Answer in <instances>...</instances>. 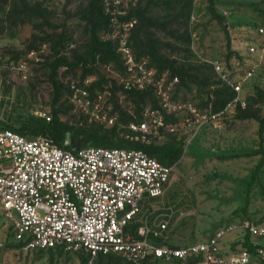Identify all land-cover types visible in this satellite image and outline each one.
I'll use <instances>...</instances> for the list:
<instances>
[{
	"label": "built area",
	"instance_id": "built-area-1",
	"mask_svg": "<svg viewBox=\"0 0 264 264\" xmlns=\"http://www.w3.org/2000/svg\"><path fill=\"white\" fill-rule=\"evenodd\" d=\"M121 3L105 0L111 29L104 39L117 44L125 70L123 88L151 90L158 100L157 108L143 109L141 122L126 126L129 138L151 144L169 134L183 136L187 143L201 127H221L236 112L248 108L245 81L253 70L237 77L232 67L219 60L211 62L217 81L235 94L222 110L177 101L179 78L136 57L130 39L137 19H124L129 11H119ZM9 59L0 58L4 64L17 66L24 80L28 62L40 60L35 51L17 63ZM95 81L96 77L72 81L69 100L90 121L113 127L118 115L108 105L109 93L92 86ZM10 110L0 97V204L14 228V240L24 250L79 253L87 264H98L109 255L130 264H264V214L221 229L209 241L173 242L179 239L178 227L186 214L174 206H157L171 185L173 167L143 150L87 146L72 151L66 149L69 137L64 147L45 135H23L7 127L4 112ZM169 117L179 121L169 122ZM233 232L240 234L239 245L226 248L223 240ZM247 237L253 250L243 246Z\"/></svg>",
	"mask_w": 264,
	"mask_h": 264
},
{
	"label": "rangeland",
	"instance_id": "rangeland-1",
	"mask_svg": "<svg viewBox=\"0 0 264 264\" xmlns=\"http://www.w3.org/2000/svg\"><path fill=\"white\" fill-rule=\"evenodd\" d=\"M90 0H0V58L10 51H25L34 36L51 34L53 29L43 23L41 13L49 16L51 22L58 26L59 32L66 30L72 35L60 56L75 60L84 54L89 46L90 34L87 22L77 13L85 8ZM118 8L128 12L139 5H147L148 0H121ZM217 12L224 18L218 21L213 18L209 8V0H194L193 8L186 25L182 28L191 35V45L172 37L166 31L154 32L163 43L170 44L164 48V54L192 68L199 65L212 66V61H222L235 70L237 77H245L247 71L253 75L245 81V95L249 102L248 108L258 110L264 116V102L251 100L258 87L264 91V0H217ZM148 15L164 19L169 9L164 4L149 5ZM105 31L101 36L105 38ZM228 36L231 38V49L238 55L227 59ZM179 46L183 51L175 48ZM251 47L256 52L250 51ZM188 48V51L185 49ZM187 50V49H186ZM39 62H28V78L24 80L17 66L4 64L0 60V97L11 108L4 112L8 124L20 128L31 118L52 116L51 100L53 89L48 80L49 68L45 65L55 56L47 43L36 51ZM10 58V57H6ZM104 73L117 77L112 67H103ZM211 68L209 67V73ZM80 70L62 80L80 78ZM215 86L219 85L217 76L211 72ZM221 84V83H220ZM176 100L202 104L206 93L199 85L176 89ZM119 103L129 114L133 108L123 97ZM73 109L68 115L62 116L73 126H99L111 128L85 116L70 100L67 104ZM114 109L113 103L108 104ZM112 112V111H111ZM238 112L230 117L221 127L204 126L185 144V152L179 163L173 166L171 185L168 187L163 202L157 206H174L186 216L182 219L178 230V244H191L209 241L218 231L244 219L257 220L264 214V168L258 178L251 182L255 167L261 156H250L249 153L259 148V121L256 119L241 120ZM81 116L84 117L81 118ZM119 118V117H118ZM47 120V119H46ZM48 121V120H47ZM120 132L127 131V125L118 119ZM124 126V127H123ZM34 137L33 135H29ZM69 134V138H70ZM172 136L167 134L157 140L164 144ZM163 203V204H162ZM248 207L247 211L242 208ZM240 234L233 232L224 238L226 248L239 245ZM85 256L63 250L30 251L19 247L14 240V228L4 215L0 204V264H83ZM98 264H128L123 260L110 263L106 258ZM158 264H176L160 262Z\"/></svg>",
	"mask_w": 264,
	"mask_h": 264
},
{
	"label": "trees",
	"instance_id": "trees-1",
	"mask_svg": "<svg viewBox=\"0 0 264 264\" xmlns=\"http://www.w3.org/2000/svg\"><path fill=\"white\" fill-rule=\"evenodd\" d=\"M216 1L209 0V8L213 18L223 22L224 18L216 9ZM193 2L194 0H148L146 6L139 5L136 8L130 9L128 15L123 16V18L137 19V24L132 31L130 42L138 59H147L150 66L159 69L160 72L169 70L172 77L179 78L177 89L189 87L192 84L199 85L206 93V100L198 106L200 108L210 107L212 111L218 112L235 96L234 92L220 83L219 85L216 84L217 86L212 84L214 79L210 76L211 72L214 73L212 66L202 64L192 68L180 63L177 59L167 57L163 51L164 48L170 47L171 45L163 43L154 34V32L166 31L175 39L190 46L191 35L185 30L182 31V28L189 20ZM104 3L105 0H90L88 5L77 13L81 19L87 22L90 41L87 51L79 55L75 60L70 61L66 57L60 56L61 51L65 50L66 44L72 41V35L66 30L59 32L58 26H55L49 16L44 13H41L43 23L48 28L53 29V32L43 36H34L25 51H10L5 55L3 54L2 58L8 56L10 57L9 62L14 61L17 63L19 59L34 50L39 51L40 47L47 43L50 44L51 50L55 54L52 60L45 64L49 68L48 80L53 89L51 100L53 117L50 121L33 117L20 128H15L11 125L7 127L26 136L33 135L36 137L45 135L60 146H64L65 140L70 134L71 143L66 146V149L72 151L87 146L143 150L162 164L173 167L179 163L185 152L186 138L183 136L180 138V136L171 135L170 140L164 144H158L157 142L144 144L129 138L127 131L122 134L120 132L121 129H119V124L109 129L93 125L73 126L62 118V116L68 115L73 109L67 105L69 102L70 83L78 80L83 81L86 77H96V81L92 86L99 88L102 92L107 91L109 93L108 102L114 105L113 115H118L120 121L126 125L132 122H141V113L145 107H158V100L153 91H127L123 88L121 80L125 77V70L122 59L117 52V44L101 36L102 31L107 32L111 29V18L106 13ZM159 4H164L169 9V15L164 19L154 18L148 15V6ZM175 48L183 51L179 46H175ZM228 48L229 53L227 59L231 60L232 57L238 54L232 51L231 38L229 36ZM186 49L185 51L189 52L188 48ZM103 67H112L117 77L106 75L102 70ZM209 67L211 68L210 73L208 72ZM77 70H80L81 74L79 79L69 80L67 84L62 80V75L66 77L69 74L75 73ZM121 97L132 106L134 110L132 114L125 111L119 103ZM251 100L256 103H263L264 91L256 87ZM247 101L249 107L252 102H249V99ZM236 116L241 120L256 119L259 121L260 145L258 149L248 154L250 156H261V160L252 174L250 183H253L264 168V116H260L258 110H251L250 108L239 110ZM81 118L84 119L83 116ZM168 121L175 123L179 119L169 117ZM247 209V206L242 208L243 211H247ZM22 246V244H19V247ZM243 246L253 250V247L249 243V237L246 238ZM104 258L110 261V263H113L114 259L125 261L118 255H109L101 259ZM83 264H87L86 257Z\"/></svg>",
	"mask_w": 264,
	"mask_h": 264
}]
</instances>
